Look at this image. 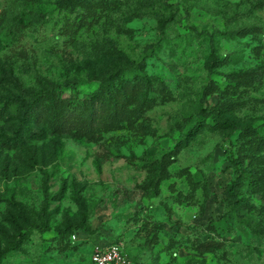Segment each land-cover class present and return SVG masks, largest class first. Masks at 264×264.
<instances>
[{
    "label": "rangeland",
    "instance_id": "374dc122",
    "mask_svg": "<svg viewBox=\"0 0 264 264\" xmlns=\"http://www.w3.org/2000/svg\"><path fill=\"white\" fill-rule=\"evenodd\" d=\"M115 240L128 264H264V0H0V264Z\"/></svg>",
    "mask_w": 264,
    "mask_h": 264
},
{
    "label": "trees",
    "instance_id": "16d2710c",
    "mask_svg": "<svg viewBox=\"0 0 264 264\" xmlns=\"http://www.w3.org/2000/svg\"><path fill=\"white\" fill-rule=\"evenodd\" d=\"M109 76H111V75L101 77L98 85L89 94V96L86 99H82L81 101L77 102L78 105H79V103H83L85 105L89 123H91L92 119L97 114L96 97L98 94H100L102 92L103 88L106 86V82L108 81ZM54 88H57V85H55L54 83L50 84L48 87L41 86L39 89H37L36 94H38V95L52 94L54 92ZM17 100L20 101V105H23V99L18 98ZM35 101L36 100H34V102ZM34 102H33L32 106L35 105V107L38 108L37 101L35 103ZM29 107H30V105H27L26 110H28ZM204 110H206V112L211 114V117L215 120L216 123H218V124H224V123L229 124L219 117V112L216 108L204 107ZM72 112H73V109H71L70 111H67L68 114L59 119L58 125L60 128L66 129V128H69V127L74 125V123L76 122L74 118H72L68 122H66L67 119L69 118L68 116H70V113H72ZM19 125L23 126V118H21ZM231 126H233V125H231ZM244 129L248 130L247 127H245ZM236 182H238L237 178H235V183Z\"/></svg>",
    "mask_w": 264,
    "mask_h": 264
},
{
    "label": "built area",
    "instance_id": "2783aa9c",
    "mask_svg": "<svg viewBox=\"0 0 264 264\" xmlns=\"http://www.w3.org/2000/svg\"><path fill=\"white\" fill-rule=\"evenodd\" d=\"M74 238V233L70 235ZM90 264H128L123 252L121 240L99 243L95 245L89 255Z\"/></svg>",
    "mask_w": 264,
    "mask_h": 264
}]
</instances>
